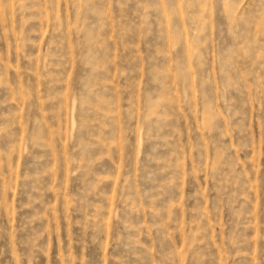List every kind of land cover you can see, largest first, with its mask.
I'll return each mask as SVG.
<instances>
[{"label": "rangeland", "instance_id": "rangeland-1", "mask_svg": "<svg viewBox=\"0 0 264 264\" xmlns=\"http://www.w3.org/2000/svg\"><path fill=\"white\" fill-rule=\"evenodd\" d=\"M0 264H264V0H0Z\"/></svg>", "mask_w": 264, "mask_h": 264}]
</instances>
